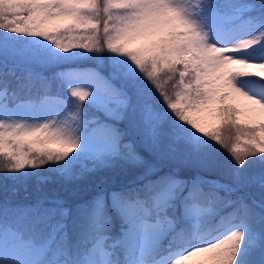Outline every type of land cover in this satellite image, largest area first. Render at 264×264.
Returning <instances> with one entry per match:
<instances>
[{"label": "snow or ice", "instance_id": "snow-or-ice-1", "mask_svg": "<svg viewBox=\"0 0 264 264\" xmlns=\"http://www.w3.org/2000/svg\"><path fill=\"white\" fill-rule=\"evenodd\" d=\"M117 159L5 198L0 264H264V0H0V173Z\"/></svg>", "mask_w": 264, "mask_h": 264}, {"label": "trees", "instance_id": "trees-1", "mask_svg": "<svg viewBox=\"0 0 264 264\" xmlns=\"http://www.w3.org/2000/svg\"><path fill=\"white\" fill-rule=\"evenodd\" d=\"M37 71H40L39 69ZM57 69L44 70V75L51 76ZM57 91V85L53 84V92ZM62 94H66V89H60ZM226 155V154H225ZM138 170L131 169L122 160H115L110 168L100 169L96 173H89L78 180L65 182L64 180L52 176L46 184H39L36 177L27 180H13L0 173V203L8 198L14 205L31 206L37 200L53 194L59 195L66 200L68 205L82 199L90 198L96 191L97 186L113 190L126 184ZM42 175H50L47 168L40 170ZM103 181V183H101Z\"/></svg>", "mask_w": 264, "mask_h": 264}]
</instances>
